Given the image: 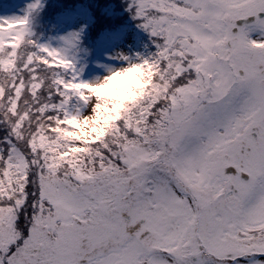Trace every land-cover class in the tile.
I'll return each mask as SVG.
<instances>
[{
  "label": "snow or ice",
  "instance_id": "obj_1",
  "mask_svg": "<svg viewBox=\"0 0 264 264\" xmlns=\"http://www.w3.org/2000/svg\"><path fill=\"white\" fill-rule=\"evenodd\" d=\"M131 8L157 51L96 83L0 20V264H264V0Z\"/></svg>",
  "mask_w": 264,
  "mask_h": 264
},
{
  "label": "rangeland",
  "instance_id": "obj_2",
  "mask_svg": "<svg viewBox=\"0 0 264 264\" xmlns=\"http://www.w3.org/2000/svg\"><path fill=\"white\" fill-rule=\"evenodd\" d=\"M11 1L12 3H0V20L28 19L30 12L36 9L39 5L38 3L42 0ZM89 19L90 15L87 9L82 10L79 8L76 12L66 11L56 17L57 25L55 26L54 36L41 42V45L56 48L71 59L80 80L91 83L101 82L103 78L111 74V72L126 67L130 63L140 62L149 58L147 55L152 52V47H149L147 43L146 34H143V31L142 33L140 32L141 38H139L138 27L131 26L104 35L101 38V43L97 46V56L95 59L93 58L92 61L94 64L89 67L91 69H88L84 61L81 60V55L75 50V47L78 45V34L88 23ZM141 52L143 54H141ZM147 52H149V54H146ZM140 81L141 77L138 73H129L124 79L117 80L114 83L120 84L121 87H123L122 89L125 90L130 97H133L141 86ZM96 94L111 96V87L106 93L98 92ZM111 100L114 102L112 97ZM109 105L110 104H106L99 110L96 119L90 121L84 127L83 134L95 139L103 135L104 130L102 124H104V122L101 113L106 111ZM82 114H88L87 106L82 107ZM76 127L79 128L80 126L76 125ZM249 235L259 238V236L264 235V233H249ZM225 264H227V262H225Z\"/></svg>",
  "mask_w": 264,
  "mask_h": 264
},
{
  "label": "trees",
  "instance_id": "obj_3",
  "mask_svg": "<svg viewBox=\"0 0 264 264\" xmlns=\"http://www.w3.org/2000/svg\"><path fill=\"white\" fill-rule=\"evenodd\" d=\"M9 2L11 0H0V3ZM36 9L30 12L28 18V26L30 30V38L37 44L48 40L55 34L56 17L60 16L66 11L76 12L79 8L88 10L90 19L83 29L79 32L78 45L75 50L81 55V60L89 67L93 66V58L97 56L98 44L101 43V38L119 29L128 27H136L141 38V33L146 34L147 43L152 47V52L146 54L149 58L157 51L154 38L149 31L143 28L138 22L137 17L132 11V0H42ZM141 32V33H140ZM30 38L24 42L21 41L19 47L16 49L17 59L23 56L25 52L31 48ZM15 41H5V47H10L11 43ZM148 47V49H149ZM141 54H143L141 52ZM0 59H6L0 57ZM3 78V68L0 67V79ZM120 84H111V97L114 99L113 104H110L106 111L101 113L105 126L116 118L118 114L119 105L124 101L132 98L123 90ZM142 85L140 86V88ZM139 88V89H140ZM120 89V90H119ZM25 100L28 98L25 96ZM104 134V133H103ZM0 135H3L0 132Z\"/></svg>",
  "mask_w": 264,
  "mask_h": 264
}]
</instances>
